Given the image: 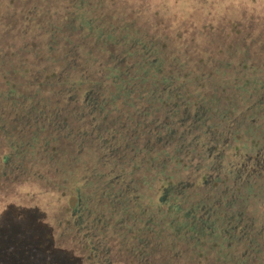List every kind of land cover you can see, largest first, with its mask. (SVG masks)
<instances>
[{"label":"trees","instance_id":"1","mask_svg":"<svg viewBox=\"0 0 264 264\" xmlns=\"http://www.w3.org/2000/svg\"><path fill=\"white\" fill-rule=\"evenodd\" d=\"M122 1L0 0V168L26 161L72 200L93 264L112 263V244L130 264H242V204L209 203L197 178L234 121L239 140L252 120L264 133V21L171 32ZM10 211L36 231L17 246L0 217L13 264L62 253L34 215Z\"/></svg>","mask_w":264,"mask_h":264},{"label":"rangeland","instance_id":"2","mask_svg":"<svg viewBox=\"0 0 264 264\" xmlns=\"http://www.w3.org/2000/svg\"><path fill=\"white\" fill-rule=\"evenodd\" d=\"M123 0L122 2H124ZM129 2L130 9L137 11L141 8L140 14L149 18L157 17L158 19H163L167 22H172L170 24V30L176 29L181 22L190 21L196 31L199 29L206 28L209 33L215 34L216 30L219 28L227 27L229 24L245 21L249 18L259 19L264 21V0H127ZM127 11V13H134L133 10ZM138 14H136L137 16ZM128 16V15H126ZM166 22V24H167ZM174 22V23H173ZM211 28V29H209ZM215 30V31H214ZM191 31V29H189ZM227 31V30H226ZM215 32V33H214ZM189 35V33H187ZM186 35V36H188ZM263 126V125H262ZM259 125L254 122L249 128L246 137L247 142L244 141V147L246 151H249L252 146L258 143V138H260ZM240 136V134H239ZM238 136V137H239ZM237 136H234L233 144L230 146L231 149L226 148L224 153V163L227 169H235L239 154L242 153V140ZM234 144H239L234 146ZM233 146L235 148H233ZM233 149V150H232ZM234 153V154H233ZM26 169L28 171L14 170L8 172L7 170H1L0 168V217L3 218L4 224L10 222V218L13 221L10 222L11 233L17 242V246L21 245V240L26 239L27 242L31 243L34 238L35 230H28L22 227L20 217H12V211L18 215V213L32 214L34 215L41 226L45 229L50 230L52 247L58 249L59 252L57 257H52L51 259H45L49 264H93L86 260V255L83 254L81 248V239L73 231V223L76 214L72 211L73 203L72 200L68 199L67 196H62L57 192L51 190L41 189L42 183L35 178V166L32 168L25 161ZM230 164V165H229ZM222 184L225 182L220 181ZM221 183H219L221 185ZM260 184L254 185L250 188V193H255L251 195L258 194L261 189H259ZM264 195V190H261ZM244 198L247 191H242ZM230 194H228L229 196ZM248 195V194H247ZM253 201H248V203L243 204L246 210L249 212L254 211V213L259 212L257 204L252 203ZM260 205V204H259ZM15 226V227H14ZM83 242V240H82ZM246 242V240H245ZM245 242L242 241V248L238 247V252L242 250L244 253ZM2 242L0 240V258L14 257L12 260L6 259L5 264H13L20 259V254L18 252L10 251L11 244ZM34 248V247H33ZM112 250L109 255L111 264H121L127 260V254L125 251L118 252L116 244H112ZM254 249L256 250L257 248ZM264 251V250H263ZM67 252H71L74 259L67 255ZM33 253V252H32ZM86 253V252H85ZM264 253V252H263ZM256 253H252L251 256H245L242 258V264L246 262L247 264H262L258 256H254ZM260 255V254H259ZM254 258V259H253Z\"/></svg>","mask_w":264,"mask_h":264},{"label":"flooded vegetation","instance_id":"3","mask_svg":"<svg viewBox=\"0 0 264 264\" xmlns=\"http://www.w3.org/2000/svg\"><path fill=\"white\" fill-rule=\"evenodd\" d=\"M246 117L245 112L242 113V123H244V119ZM255 121L252 120L251 126ZM236 123L234 121L230 127H226L224 130H221V134L223 133L225 136V141L221 144V146L217 147L218 150L215 152L212 150H208L207 157L210 158L209 161L213 162L214 159L216 160L217 156L219 155V160L214 161L213 164H210L211 167L207 168L206 175L204 178L201 177L197 178V181H201V186L208 187L209 193L212 196L208 197L209 203L212 204H219L218 206L227 212H234L237 208L236 202L242 204L240 212L237 211L238 216L241 217L242 222H236L235 228L242 225V241L246 242L244 253H242V258L244 259L245 256H251L252 253H256L254 256H258L261 260L262 264H264V195L262 194L261 190H264V133L260 130V138H258V143L251 147L249 151H246L244 147V141L247 142L248 136H246L248 129L250 126L248 125L247 128L242 124V153L239 154L240 160L235 169H227L226 164L224 163V153L225 149H231V144L233 139L231 136H236L234 133L231 135L230 128H233L232 125ZM209 143L207 145L209 146ZM239 144H234V146H238ZM233 146V148H235ZM233 150V149H232ZM216 157H214L213 153ZM234 154V153H233ZM223 157V158H221ZM214 158V159H213ZM213 159V160H212ZM219 162V163H218ZM209 163V162H208ZM230 165V164H229ZM225 182V183H221ZM221 183V185L219 184ZM260 184L259 189H261L258 194L251 195L250 188H253L254 185ZM212 188V190H211ZM242 191H247L245 196H249L248 198H244ZM228 194H230L228 196ZM255 194V193H253ZM219 199H217V198ZM221 198H225L226 201L219 203ZM231 200V201H230ZM236 201V202H235ZM248 201H253L252 203L257 204L259 208V212H249L246 210L243 204L248 203ZM260 204V205H259ZM239 208V207H238ZM226 213V212H225ZM225 215H228L227 213ZM240 219V220H241ZM257 248L256 250L254 249ZM260 254V255H259ZM254 259V258H253ZM121 264H130L128 260L121 262ZM244 264H247L244 262Z\"/></svg>","mask_w":264,"mask_h":264}]
</instances>
